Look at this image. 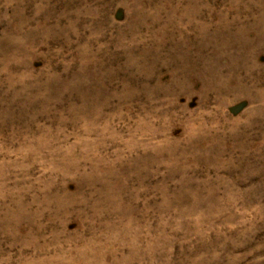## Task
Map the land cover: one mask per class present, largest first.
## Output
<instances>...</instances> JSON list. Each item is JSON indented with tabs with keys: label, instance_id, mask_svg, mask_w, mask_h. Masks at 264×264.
<instances>
[{
	"label": "rangeland",
	"instance_id": "1",
	"mask_svg": "<svg viewBox=\"0 0 264 264\" xmlns=\"http://www.w3.org/2000/svg\"><path fill=\"white\" fill-rule=\"evenodd\" d=\"M0 264H264V0H0Z\"/></svg>",
	"mask_w": 264,
	"mask_h": 264
}]
</instances>
